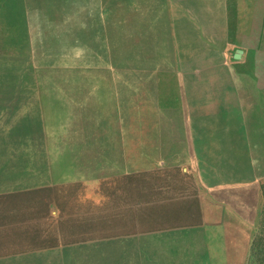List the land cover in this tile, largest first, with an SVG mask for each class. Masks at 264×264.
Instances as JSON below:
<instances>
[{
    "label": "rangeland",
    "instance_id": "374dc122",
    "mask_svg": "<svg viewBox=\"0 0 264 264\" xmlns=\"http://www.w3.org/2000/svg\"><path fill=\"white\" fill-rule=\"evenodd\" d=\"M0 264H264V0H0Z\"/></svg>",
    "mask_w": 264,
    "mask_h": 264
}]
</instances>
